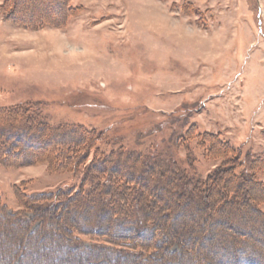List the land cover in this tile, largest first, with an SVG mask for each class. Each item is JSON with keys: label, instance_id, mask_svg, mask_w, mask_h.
Returning a JSON list of instances; mask_svg holds the SVG:
<instances>
[{"label": "rangeland", "instance_id": "374dc122", "mask_svg": "<svg viewBox=\"0 0 264 264\" xmlns=\"http://www.w3.org/2000/svg\"><path fill=\"white\" fill-rule=\"evenodd\" d=\"M111 217L145 261L264 264V0H0V264H112Z\"/></svg>", "mask_w": 264, "mask_h": 264}, {"label": "trees", "instance_id": "16d2710c", "mask_svg": "<svg viewBox=\"0 0 264 264\" xmlns=\"http://www.w3.org/2000/svg\"><path fill=\"white\" fill-rule=\"evenodd\" d=\"M189 133H191V129L189 131ZM202 139H206L207 135L205 134H200ZM209 137H217V136H214V135H210ZM39 141H43L41 138H38ZM218 148H220L219 150L225 154V156H229V155H234L235 152L234 150L232 149V147L229 145V143H227L226 141H220L217 143ZM222 159H224V156L221 155ZM147 159V158H146ZM58 161V160H57ZM263 161V160H262ZM144 163H146V165L144 166H147V168L149 170H152L151 167H154V164L156 165V163L154 161H150V160H144ZM160 163V162H158ZM161 164V163H160ZM96 163H94V166L96 167ZM113 170V169H112ZM116 174H118L119 176L118 177H122V178H129V180H131V178L126 175V174H121V173H118V169H114ZM120 172V171H119ZM139 179L141 178L140 176H138ZM141 180V179H140ZM106 185V184H104ZM180 186H183V187H186V184L185 185H180ZM181 189V188H180ZM64 195V202L65 203H62V207H66V213L68 214V211H67V206L66 204H71L72 201L74 200V195H65L64 192H58L57 195L53 196L54 199L55 198H58V197H61L60 195ZM183 196H185V194H182ZM48 196H52V195H37V196H34V197H30L28 198L30 201H31V206L32 204H36L37 202H45V201H48L49 199H51V197H48ZM61 200V199H60ZM61 200V201H63ZM28 201V200H27ZM26 200L24 202L25 206H29L31 208V206L29 205L30 203H28ZM52 201V200H51ZM33 202V203H32ZM101 202V201H100ZM99 206V205H98ZM104 206V203L102 201V207ZM36 207L35 205H33V208ZM71 211L73 209H70ZM70 211V215L73 212ZM42 212H45L43 213L42 215H44L45 217L49 218V216L53 217V218H58L59 217V211H50V210H44ZM114 217V216H113ZM111 217L112 221L110 220V223L107 226H103L102 224L104 223H97L96 226H99V227H96V229H94V231L96 232V234H98L99 237L101 238H105L107 240V243L108 244L107 246H109L108 248L111 250L110 252L106 249L105 246L101 247V249H97V248H94V246L91 248V251L94 253V254H101L102 253V256L106 255L107 257H111L110 259L108 258V260H112V264H161L160 261H145V259L143 258H140L142 255H146L148 254L149 256L152 255L153 257L155 256V253L153 251H145V248H149L156 245L154 240L155 238L152 237V235L150 233H152L153 231V225L151 227V231L148 233L146 232V230L149 228H147V226L141 224V225H137L138 224V221L135 219L134 221H127L129 220L128 217L124 218V219H120V223H117L116 222V218H113ZM102 220V219H101ZM19 222V221H18ZM26 222V221H24ZM114 222V223H113ZM15 223H16V228L17 226L19 228H26V226L24 225H21L20 222L19 224L17 223V221L15 220ZM127 223L128 224V228H129V231L131 233V235H128V234H122V233H114V230L113 228L115 229L116 225L117 224H122L123 226H127ZM140 226V227H139ZM15 228V229H16ZM100 228V229H99ZM48 229V228H47ZM137 230V233L139 234V236H135V231H132V230ZM53 231V230H52ZM50 229L46 230V231H40L39 229H37L36 231V236L32 238V240H35L38 236L40 237L41 236V239H44V238H47V239H52L54 242H60L61 240L60 239V233L58 231H53L52 232ZM72 232H76V231H72ZM148 233V234H145V233ZM78 233V232H76ZM73 234V233H72ZM133 234V235H132ZM140 235L142 237H140ZM144 235V236H143ZM237 239V237H236ZM66 242V241H64ZM185 243H188V242H185ZM65 246V253H70L71 251H78L79 248L78 246H75L74 244H72V246L70 245V243H67L66 242V245L64 244ZM99 248V247H98ZM138 248V250H140L141 252L140 253H137L136 249ZM78 249V250H77ZM42 251V250H41ZM154 253V255H153ZM27 253H24V256L27 258L26 256ZM18 255H20L19 252L17 251H13L12 253H10L8 255V259L7 261L5 262V264H9V261H10V258H15L17 257L18 260L19 259H22L20 258ZM95 256V255H94ZM23 257V255H22ZM25 258V259H26ZM96 258V257H95ZM237 258L241 259L240 256H238ZM58 261L55 262V263H52V264H60V261L62 260V258H59L57 259ZM93 259L90 257V256H86V257H79L77 258L74 262L71 261L69 264H84V262L86 261H92ZM31 264H40L42 262H38V261H33L32 263V260H30ZM23 264H30L29 262H26L24 261ZM211 264V263H210ZM242 264H254L253 262H250L248 259L244 258V260L242 261Z\"/></svg>", "mask_w": 264, "mask_h": 264}]
</instances>
